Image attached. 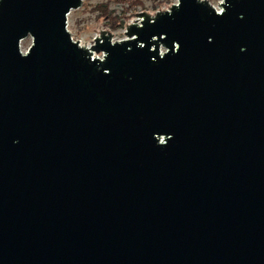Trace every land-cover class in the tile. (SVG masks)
<instances>
[{"label":"water","instance_id":"95a60500","mask_svg":"<svg viewBox=\"0 0 264 264\" xmlns=\"http://www.w3.org/2000/svg\"><path fill=\"white\" fill-rule=\"evenodd\" d=\"M82 4L0 0V264H264V0Z\"/></svg>","mask_w":264,"mask_h":264},{"label":"rangeland","instance_id":"374dc122","mask_svg":"<svg viewBox=\"0 0 264 264\" xmlns=\"http://www.w3.org/2000/svg\"><path fill=\"white\" fill-rule=\"evenodd\" d=\"M209 1L219 9L223 0ZM176 3L178 0H83L80 8L68 14V29L75 40L86 46L94 44L102 30L111 32L113 41H119L127 37L128 25L141 22L136 13L155 15ZM32 42V37L25 38L21 42L22 51H27Z\"/></svg>","mask_w":264,"mask_h":264},{"label":"built area","instance_id":"2783aa9c","mask_svg":"<svg viewBox=\"0 0 264 264\" xmlns=\"http://www.w3.org/2000/svg\"><path fill=\"white\" fill-rule=\"evenodd\" d=\"M101 56V55H100Z\"/></svg>","mask_w":264,"mask_h":264}]
</instances>
